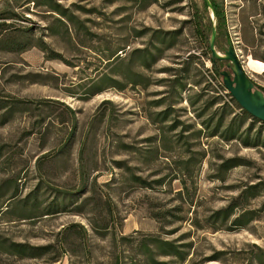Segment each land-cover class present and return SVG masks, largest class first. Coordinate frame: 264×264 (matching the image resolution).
<instances>
[{
  "label": "rangeland",
  "instance_id": "374dc122",
  "mask_svg": "<svg viewBox=\"0 0 264 264\" xmlns=\"http://www.w3.org/2000/svg\"><path fill=\"white\" fill-rule=\"evenodd\" d=\"M204 1L0 0V264H264V123ZM206 1L264 90V0Z\"/></svg>",
  "mask_w": 264,
  "mask_h": 264
},
{
  "label": "water",
  "instance_id": "95a60500",
  "mask_svg": "<svg viewBox=\"0 0 264 264\" xmlns=\"http://www.w3.org/2000/svg\"><path fill=\"white\" fill-rule=\"evenodd\" d=\"M209 4V3H208ZM216 38L215 29L212 30L209 40L211 61H226V70L220 72L222 85L235 100L241 110L252 118L264 123V94L258 90L247 76L241 62L227 39V49L219 55L214 47Z\"/></svg>",
  "mask_w": 264,
  "mask_h": 264
},
{
  "label": "trees",
  "instance_id": "16d2710c",
  "mask_svg": "<svg viewBox=\"0 0 264 264\" xmlns=\"http://www.w3.org/2000/svg\"><path fill=\"white\" fill-rule=\"evenodd\" d=\"M209 7H211L214 17L216 19L215 28H212L209 18L207 14H205L204 15L205 22L202 19L198 20V23L195 26V33L199 41L204 45L206 51L210 53L209 39L211 37L212 30L215 29V32H216V38H215V44H216V40L218 39V37L223 38L225 36V19H224V14L222 12V9L218 8L214 1H211V4L210 3L208 4V2L205 0L204 8L207 10V8ZM210 61H211V58H210ZM226 64H227L226 61H220V60H215V62L211 61L212 72L214 73L216 78L218 79L221 78V81H219L221 86H222V77L220 76V72L226 70ZM224 65H225V69L220 70L224 67ZM260 90L264 93V90L262 89ZM243 113L247 114L245 111H243ZM166 245H169V244H166Z\"/></svg>",
  "mask_w": 264,
  "mask_h": 264
}]
</instances>
